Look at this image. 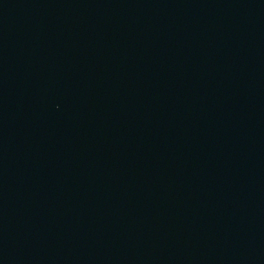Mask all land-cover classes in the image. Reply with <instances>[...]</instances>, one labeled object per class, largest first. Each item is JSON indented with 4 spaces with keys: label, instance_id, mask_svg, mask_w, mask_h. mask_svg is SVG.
<instances>
[{
    "label": "water",
    "instance_id": "obj_1",
    "mask_svg": "<svg viewBox=\"0 0 264 264\" xmlns=\"http://www.w3.org/2000/svg\"><path fill=\"white\" fill-rule=\"evenodd\" d=\"M0 264H154L96 0H0Z\"/></svg>",
    "mask_w": 264,
    "mask_h": 264
}]
</instances>
